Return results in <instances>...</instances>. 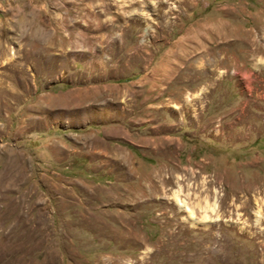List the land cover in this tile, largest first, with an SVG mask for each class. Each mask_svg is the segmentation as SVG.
<instances>
[{"label": "rangeland", "instance_id": "rangeland-1", "mask_svg": "<svg viewBox=\"0 0 264 264\" xmlns=\"http://www.w3.org/2000/svg\"><path fill=\"white\" fill-rule=\"evenodd\" d=\"M0 264H264V0H0Z\"/></svg>", "mask_w": 264, "mask_h": 264}, {"label": "bare ground", "instance_id": "bare-ground-1", "mask_svg": "<svg viewBox=\"0 0 264 264\" xmlns=\"http://www.w3.org/2000/svg\"><path fill=\"white\" fill-rule=\"evenodd\" d=\"M213 207V206H212ZM206 217V216H205Z\"/></svg>", "mask_w": 264, "mask_h": 264}]
</instances>
